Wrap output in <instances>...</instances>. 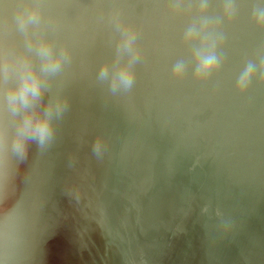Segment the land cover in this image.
Returning a JSON list of instances; mask_svg holds the SVG:
<instances>
[{
	"label": "water",
	"instance_id": "water-1",
	"mask_svg": "<svg viewBox=\"0 0 264 264\" xmlns=\"http://www.w3.org/2000/svg\"><path fill=\"white\" fill-rule=\"evenodd\" d=\"M27 7L38 10L31 46L16 23ZM258 10L264 0H0V50L37 68V40L66 52L45 99L67 108L53 141L30 145L17 181L35 222L32 264H264ZM209 54L216 68L197 76ZM116 63L133 83L114 92Z\"/></svg>",
	"mask_w": 264,
	"mask_h": 264
},
{
	"label": "clouds",
	"instance_id": "clouds-1",
	"mask_svg": "<svg viewBox=\"0 0 264 264\" xmlns=\"http://www.w3.org/2000/svg\"><path fill=\"white\" fill-rule=\"evenodd\" d=\"M200 7L203 11L205 4L202 2ZM225 13L232 14L230 2L225 5ZM254 15L257 23L264 24V11L258 10ZM16 23L25 30L31 46L32 39L26 29L29 23H38V10L35 7L18 9ZM193 35L194 30L190 29L185 39H192ZM125 39L130 47L131 33H127ZM36 55L39 68L26 52L16 51L8 45L0 50V84L3 85V101L0 103V264H32L31 236L35 222L26 205L25 191L17 181L24 175L22 164L27 159L30 145L34 143L40 149L47 147L55 136V122L63 117L67 108V101L58 94L45 99L49 91L48 81L60 70L65 50L54 51L48 41L39 39L36 41ZM217 64L214 55H203L196 75H207ZM181 71L178 65L175 74ZM108 74L107 66L102 65L100 77L106 78ZM251 75L249 66L240 77L238 86L246 87ZM132 83L131 68L114 64L112 90L115 92L120 86L128 89ZM95 147L98 151L99 141Z\"/></svg>",
	"mask_w": 264,
	"mask_h": 264
}]
</instances>
